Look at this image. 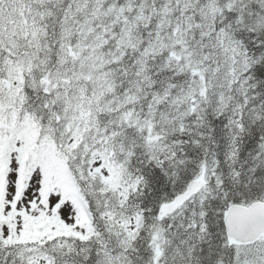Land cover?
I'll return each mask as SVG.
<instances>
[{
	"label": "snow or ice",
	"instance_id": "1",
	"mask_svg": "<svg viewBox=\"0 0 264 264\" xmlns=\"http://www.w3.org/2000/svg\"><path fill=\"white\" fill-rule=\"evenodd\" d=\"M0 264H264V0H0Z\"/></svg>",
	"mask_w": 264,
	"mask_h": 264
}]
</instances>
